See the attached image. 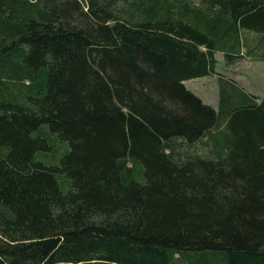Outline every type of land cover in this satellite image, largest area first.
<instances>
[{"label":"trees","instance_id":"trees-1","mask_svg":"<svg viewBox=\"0 0 264 264\" xmlns=\"http://www.w3.org/2000/svg\"><path fill=\"white\" fill-rule=\"evenodd\" d=\"M244 48L264 0H0V264H264V99L185 85Z\"/></svg>","mask_w":264,"mask_h":264},{"label":"rangeland","instance_id":"rangeland-1","mask_svg":"<svg viewBox=\"0 0 264 264\" xmlns=\"http://www.w3.org/2000/svg\"><path fill=\"white\" fill-rule=\"evenodd\" d=\"M195 3L198 0H194ZM249 41L255 39L253 32L248 33ZM247 34V35H248ZM243 56H233L227 60L222 52H216V76L209 75L201 78L185 81V85L196 96L202 99L205 104L212 106L216 111L220 105V87L224 79L242 89L247 94H252L259 99H264V58L260 57L259 52L248 54L246 48L243 49ZM197 153L204 154L206 145L198 143L193 146ZM60 151L61 148H60ZM193 151V149H191Z\"/></svg>","mask_w":264,"mask_h":264},{"label":"bare ground","instance_id":"bare-ground-1","mask_svg":"<svg viewBox=\"0 0 264 264\" xmlns=\"http://www.w3.org/2000/svg\"><path fill=\"white\" fill-rule=\"evenodd\" d=\"M219 146V145H218Z\"/></svg>","mask_w":264,"mask_h":264}]
</instances>
